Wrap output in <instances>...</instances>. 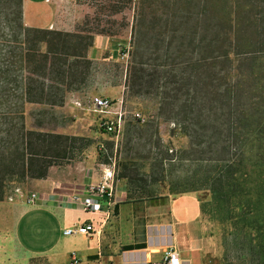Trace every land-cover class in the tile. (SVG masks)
I'll list each match as a JSON object with an SVG mask.
<instances>
[{"label": "rangeland", "instance_id": "rangeland-1", "mask_svg": "<svg viewBox=\"0 0 264 264\" xmlns=\"http://www.w3.org/2000/svg\"><path fill=\"white\" fill-rule=\"evenodd\" d=\"M25 5L22 0V16ZM136 6L137 0H57V25L38 28L78 33L90 44L86 63L78 64L84 77L56 106L27 104L25 126L65 137L57 139L61 150L48 169L80 163L101 177L110 166L114 184L123 185L131 198L197 196L209 254L205 264H264V132L244 126L229 142V152L220 151L222 141L215 145L217 154L197 150L191 155L218 158L216 168L187 161L192 139L180 116L172 117L168 97L176 89L184 98L199 49L181 29L175 33L176 26L153 25L157 15L149 10L137 24ZM97 42L100 54L92 59L89 52ZM93 95L110 98L113 112L124 111L115 132L103 129L105 117L90 103ZM221 158L232 162L227 166ZM28 179L5 183L1 199L13 196Z\"/></svg>", "mask_w": 264, "mask_h": 264}, {"label": "trees", "instance_id": "trees-1", "mask_svg": "<svg viewBox=\"0 0 264 264\" xmlns=\"http://www.w3.org/2000/svg\"><path fill=\"white\" fill-rule=\"evenodd\" d=\"M136 9L137 24L149 10L153 25L176 26L199 49L184 98L174 89L168 99L192 139L186 160L216 168L218 158L191 155L217 154L222 141L220 151L229 152L244 126L264 132V0H137ZM89 46L78 33L26 26L22 0H0V199L5 183L44 178L54 163L57 139L65 137L26 128L24 108L62 103L83 80L78 64Z\"/></svg>", "mask_w": 264, "mask_h": 264}, {"label": "crops", "instance_id": "crops-1", "mask_svg": "<svg viewBox=\"0 0 264 264\" xmlns=\"http://www.w3.org/2000/svg\"><path fill=\"white\" fill-rule=\"evenodd\" d=\"M25 1V24L57 25V0ZM98 45L89 52L92 59L100 54ZM99 179L80 163L52 166L44 178H29L13 196L0 199V264H69L71 252L77 256L75 264H146L160 261L172 247L183 264L209 261L197 196L135 199L123 185H115L109 209L84 211L71 201L74 193ZM30 192L37 194L34 203L27 202ZM83 222L94 227L89 235L63 234Z\"/></svg>", "mask_w": 264, "mask_h": 264}, {"label": "built area", "instance_id": "built-area-1", "mask_svg": "<svg viewBox=\"0 0 264 264\" xmlns=\"http://www.w3.org/2000/svg\"><path fill=\"white\" fill-rule=\"evenodd\" d=\"M90 103L96 111L101 113L105 119L102 120L101 125L103 129L112 133L121 127L124 111H112V100L106 96L93 95L90 98ZM137 117H140L136 113ZM17 191V189H16ZM115 193L114 172L113 168L107 166L103 169L100 179L96 182H89L84 186L82 192L74 193L71 196V201L79 205L84 211L97 212L106 207L110 208L113 202ZM37 198L35 192L28 193L26 199L28 203H34ZM94 231L91 223L83 222L63 230L65 235L83 234L89 235ZM78 262L77 256L74 252L69 255V264ZM183 264L178 252L172 247L165 251L160 261H149L146 264Z\"/></svg>", "mask_w": 264, "mask_h": 264}]
</instances>
